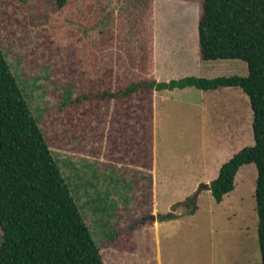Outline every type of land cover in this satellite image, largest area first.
Listing matches in <instances>:
<instances>
[{"label":"rangeland","instance_id":"rangeland-1","mask_svg":"<svg viewBox=\"0 0 264 264\" xmlns=\"http://www.w3.org/2000/svg\"><path fill=\"white\" fill-rule=\"evenodd\" d=\"M200 12L199 0H0L1 50L104 264H261L255 166L219 203L206 188L254 144L247 96L158 94L152 171L128 150L150 91L103 96L154 80V59L199 78L246 76L243 61L200 59Z\"/></svg>","mask_w":264,"mask_h":264},{"label":"trees","instance_id":"trees-1","mask_svg":"<svg viewBox=\"0 0 264 264\" xmlns=\"http://www.w3.org/2000/svg\"><path fill=\"white\" fill-rule=\"evenodd\" d=\"M66 0H57L59 5ZM199 57L203 61L237 59L247 75L212 79L185 76L169 82L140 81L103 93L127 97L146 88L150 99L132 120L136 131L129 146L132 165L151 170L152 91L194 87L202 91L239 88L252 111L254 144L224 162L208 189L217 203L234 189L243 165L256 168L254 189L257 244L264 264V0H199ZM138 125V128H137ZM133 136V135H132ZM195 209L193 205L191 213ZM0 264H104L69 185L11 72L0 47Z\"/></svg>","mask_w":264,"mask_h":264},{"label":"crops","instance_id":"crops-1","mask_svg":"<svg viewBox=\"0 0 264 264\" xmlns=\"http://www.w3.org/2000/svg\"><path fill=\"white\" fill-rule=\"evenodd\" d=\"M189 72H191V71H189ZM185 74H187V76H190L191 74H194V73H188V71H184V68H180L179 64L176 65V64L168 62V61L167 62H165V61L157 62L154 59L150 75H152L151 77L156 82H166L167 83V82H169L171 80H175V79L177 80L180 76L185 77ZM188 74H190V75H188ZM195 76H199V75H195ZM189 88L190 87H186V88H183V89L175 88V89H172V90H168V89H162V90H155L154 89L153 90V92H152V107H153L152 154L153 155H154V153H153V146H154V121H155L158 94L161 96L160 97L161 100L164 101V100L168 99V97L170 95L176 96V95H181V93L182 94L186 93L187 91H189L188 90ZM140 169H143V168H140ZM143 170H145V169H143ZM152 170H153V159H152V168H151L150 171H152Z\"/></svg>","mask_w":264,"mask_h":264},{"label":"water","instance_id":"water-1","mask_svg":"<svg viewBox=\"0 0 264 264\" xmlns=\"http://www.w3.org/2000/svg\"><path fill=\"white\" fill-rule=\"evenodd\" d=\"M206 188L208 189V186L206 185ZM209 190V189H208Z\"/></svg>","mask_w":264,"mask_h":264}]
</instances>
